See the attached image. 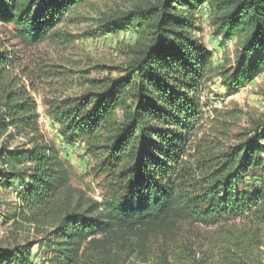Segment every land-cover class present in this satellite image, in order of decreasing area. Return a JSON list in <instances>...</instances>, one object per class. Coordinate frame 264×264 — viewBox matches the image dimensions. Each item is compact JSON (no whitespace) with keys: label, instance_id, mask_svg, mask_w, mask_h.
<instances>
[{"label":"trees","instance_id":"16d2710c","mask_svg":"<svg viewBox=\"0 0 264 264\" xmlns=\"http://www.w3.org/2000/svg\"><path fill=\"white\" fill-rule=\"evenodd\" d=\"M98 1L109 0H0V22L31 50L72 46L77 34L58 27L75 23L80 9L98 13L94 36L127 25L141 34L128 60L110 69L118 77L92 76L104 67L79 69L47 51L20 56L0 39V177L24 184L15 224L44 233L47 264H137L135 256L148 264H264V186H243L247 172L264 170V120L227 142L240 112L214 109L207 119L203 99L216 77L232 93L262 71L264 60L249 58L264 47V0H114L107 11ZM205 1L214 32L240 41L234 64H211L195 33ZM35 93L62 138L86 143L110 197L73 185L41 130ZM17 137L26 141L11 149ZM185 222L221 225L198 244L179 237ZM25 248L0 251V260L34 264L33 245Z\"/></svg>","mask_w":264,"mask_h":264},{"label":"rangeland","instance_id":"374dc122","mask_svg":"<svg viewBox=\"0 0 264 264\" xmlns=\"http://www.w3.org/2000/svg\"><path fill=\"white\" fill-rule=\"evenodd\" d=\"M98 1L99 10L107 11V7L113 6L114 2L120 0ZM198 19L195 33L205 44L210 53V62L215 67L225 62L234 64L237 60V50L240 47L238 37H225L214 32L211 24L209 2L205 1L196 10ZM98 16L97 12L90 9H80L76 14L75 23H63L58 28L65 29L77 34L78 38L70 47L58 46L51 42L42 44L37 50L28 49L25 45L19 44L13 26L0 22V39H4L9 48L16 49L21 56H32L33 54L50 53L51 57L60 62H67L68 59L77 62V68L95 67L102 65L104 68L93 69L92 76L105 77L112 73L114 77L123 75L117 70H110L120 64H124L129 58V49L137 44L140 39L138 27L127 25L125 28L110 34L94 36L91 31L94 22L92 18ZM26 56V57H27ZM264 60V47L251 54L249 61ZM262 71L250 82L236 86L234 92H227L222 85V80L216 77L209 83L203 99L208 103L206 116L212 120L217 115L214 109L226 112L237 110L240 112L239 118L234 119L232 131L225 139L227 142L237 143L234 139L236 133L246 127L251 126L253 120H264V66ZM28 83L27 80H25ZM39 104V123L41 130L53 139L60 151L62 159L67 163L71 171V181L73 185L84 189L90 196L103 201L106 196L112 193L109 189V180L104 174L97 172V161L88 152L85 142L77 140L68 142L62 138L60 126L49 115L47 108L42 103L40 94H34ZM208 97V98H206ZM222 126V124H221ZM208 129H211L210 121H207ZM25 137H17L11 145L13 146L25 142ZM264 143V141H263ZM264 156V155H263ZM0 177V251H10L15 247H25L32 244L31 261L34 264H47L51 254L48 251L46 240H43L44 233L39 231L32 223L22 222L15 224L14 214L17 205L20 203L19 192L24 189V184L20 179H16L9 186L2 182ZM243 186H264V170L256 168L246 173ZM221 224L205 225L202 223L185 222L178 230L179 237L192 238L200 244L214 235ZM161 243V238L156 239ZM264 252V244L262 246ZM137 264H148L141 257L135 256ZM0 264H17L16 261L0 260Z\"/></svg>","mask_w":264,"mask_h":264}]
</instances>
